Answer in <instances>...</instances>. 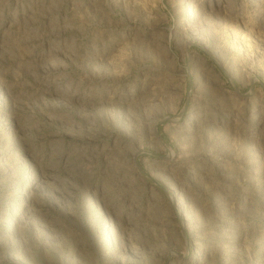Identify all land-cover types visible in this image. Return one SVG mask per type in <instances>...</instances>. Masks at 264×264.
Here are the masks:
<instances>
[{
	"label": "rangeland",
	"instance_id": "obj_1",
	"mask_svg": "<svg viewBox=\"0 0 264 264\" xmlns=\"http://www.w3.org/2000/svg\"><path fill=\"white\" fill-rule=\"evenodd\" d=\"M0 264H264V0H0Z\"/></svg>",
	"mask_w": 264,
	"mask_h": 264
}]
</instances>
